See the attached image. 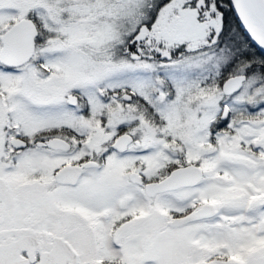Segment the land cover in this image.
<instances>
[{"label":"snow or ice","instance_id":"snow-or-ice-1","mask_svg":"<svg viewBox=\"0 0 264 264\" xmlns=\"http://www.w3.org/2000/svg\"><path fill=\"white\" fill-rule=\"evenodd\" d=\"M0 264H264V0H0Z\"/></svg>","mask_w":264,"mask_h":264}]
</instances>
